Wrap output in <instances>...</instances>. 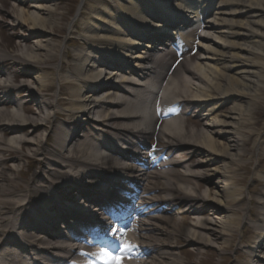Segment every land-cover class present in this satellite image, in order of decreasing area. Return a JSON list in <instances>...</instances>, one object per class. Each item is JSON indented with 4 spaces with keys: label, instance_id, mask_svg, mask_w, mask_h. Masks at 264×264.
<instances>
[{
    "label": "bare ground",
    "instance_id": "1",
    "mask_svg": "<svg viewBox=\"0 0 264 264\" xmlns=\"http://www.w3.org/2000/svg\"><path fill=\"white\" fill-rule=\"evenodd\" d=\"M55 1L15 0L5 4L9 11L0 8L14 20L7 27L25 31L0 39V264H16L28 249L33 264L69 258V237L58 230L59 222L70 218L62 226L67 231L94 222L92 204L117 196L122 201L120 194L132 187L152 193L136 199L148 213L157 212L142 222V244L153 247L149 260L138 264H192L174 251L179 241L195 256L202 248L233 247L246 258L231 264H264V188L256 199L246 197L237 177L252 137L258 159H264V137L252 128L258 124L254 116L264 117L256 104L264 92V0H111L112 7L98 1L88 5L83 20L81 0L66 29L83 25L79 38L86 46L72 52L65 73L62 46L50 37L57 25ZM204 13L207 18L198 21ZM195 29L201 31L198 52L183 54L174 66L171 47L178 49L180 40L173 35L194 36ZM193 39L181 41L185 50L184 41L189 45L185 53ZM52 58H59L52 80L59 74L64 79L49 101L51 81L34 72ZM18 77L24 79L14 83ZM60 96L69 101L63 109L57 106ZM26 101L35 107L31 114L22 113ZM153 102L167 116L161 124L150 114ZM59 113L67 119L54 125ZM85 119L91 128L78 134ZM150 139L158 148L140 152ZM160 154L165 161L156 165ZM24 157L38 161L29 177L18 168ZM12 160L17 164L4 167ZM258 175L264 180V171ZM244 200L255 209L254 232L231 245L244 221ZM25 226L47 231V238Z\"/></svg>",
    "mask_w": 264,
    "mask_h": 264
},
{
    "label": "rangeland",
    "instance_id": "2",
    "mask_svg": "<svg viewBox=\"0 0 264 264\" xmlns=\"http://www.w3.org/2000/svg\"><path fill=\"white\" fill-rule=\"evenodd\" d=\"M84 1L85 3L83 6V10L79 11L81 14H78V11H77L79 5L81 4V0H56L54 2L57 9H56L55 14L53 15V19L57 21V25L52 30L53 32L50 34V37L52 38V41L57 42L60 47L62 46L60 48V54L62 56L61 58L63 62H62V68H61L60 73H65L66 68H67V63L71 61L72 59V52L75 49L81 50L82 48L86 46V44L79 38V34L83 30V25L76 26V28L70 31V33L67 32V29H66L67 25L71 23L75 14L77 13L78 17L82 18L83 20L84 17L85 18L88 17V13H87L88 5H93L95 4V2H98V1L104 3L108 7L113 6L111 3V0H84ZM7 3L15 4V0L14 1L0 0V8L2 10H5V12L9 11L5 9V4ZM115 11L118 12V10L116 9ZM7 22H12L13 24L14 20H12L11 16H7V15H4V13H0V39L3 38L5 40H8L10 39V36L13 33H16V37H19V36L23 37V35L21 34L25 33V31L19 28H14V29L9 28L6 25ZM14 41L11 40L12 43H14ZM28 44H31V41H29ZM58 59L59 58H56V59L52 58L50 60H47V62L44 64V67L41 70H37L36 72H34L35 67H25V70L28 72H34V74L42 73V74H45L49 78L48 80L51 81V85H50V88L48 89L47 98H46L49 101L55 99L53 95L56 91L57 83H59V80L64 79L62 78V74H59L60 76H58L57 78L58 81L54 82L52 80V76L55 75V72H56L55 65H58V62H57ZM19 67L21 66H16L14 68L15 72L20 73L21 68ZM21 79H24V78L23 77L16 78L15 79L16 82L14 83L19 82ZM22 95L23 93H17V92L14 93V97L19 100L23 99ZM22 103H23L21 107L22 113L28 114L30 112L29 114H31L35 110V107L32 102L26 101ZM256 104H257V109H259L264 114V92L261 94L260 98L257 99ZM68 105H69V101L60 96V100L57 103V106L59 107V109H63L67 107ZM9 107L11 108L12 106L10 105ZM258 118L259 117L257 116L256 118L255 116L252 118V120L254 121L258 120V124L256 126H253L252 128L256 129L257 131H260L264 137V126L261 124L262 121L264 120L263 119L264 117L259 118V119ZM53 119H54L53 124L57 125V124H60L64 119H67V117L63 115V113H59L55 117H53ZM83 119L84 118H82V121ZM82 121H81V128L80 130H78V134H82V133L84 134L87 132V128L90 129L89 124H87L89 120L85 119L84 122ZM46 139L48 140L47 143H50L52 136L48 134ZM253 145H254V137L250 139V143H249L248 150H247L248 152L244 155L241 161L242 163L240 165V169L237 170V173H238L237 177L239 178L240 176L242 178L240 185H243L242 187H243L244 195L246 194L245 195L246 197L251 196L253 197V199H256L257 194L264 188V180L257 177L259 176L258 174H261V172L264 171V159H261V160L258 159L257 151L253 149ZM26 150H27L26 146L22 147V151H26ZM37 162H38L37 160L31 161L30 158L24 157L19 162L18 168L20 169L22 174H24L25 177H29L32 174V172L35 169H37L38 167ZM11 164H17V162L14 160L9 161L5 164L4 167H7ZM215 180L216 179L212 180V184ZM209 185L211 186V184ZM243 207L246 208V211L244 212V221L237 228L238 231L234 234V237L231 240V245H240L241 243H244L247 239L245 236L248 234V230H251V235L254 232L249 226L251 225V222H252L249 216L251 213L254 212L255 209L253 208V205L249 204L246 200L243 201ZM249 208L251 209L249 210ZM177 245H178L177 249L174 250L176 252L177 250H179L180 252L186 248L188 249L187 251H184L182 254L179 255L180 259L182 261L191 260L192 264H231L233 261L237 259L243 260L246 258V254L243 253V251L238 249L235 252L233 247H230L227 250H222L220 252L213 247L202 248L200 255L195 256L191 250V247H188L184 242L179 241Z\"/></svg>",
    "mask_w": 264,
    "mask_h": 264
},
{
    "label": "snow or ice",
    "instance_id": "3",
    "mask_svg": "<svg viewBox=\"0 0 264 264\" xmlns=\"http://www.w3.org/2000/svg\"><path fill=\"white\" fill-rule=\"evenodd\" d=\"M123 235H125V232L122 229H111L109 236L114 237L115 239L110 250H101L96 254L99 260V264H121V260L123 259L125 254L134 255V253H132V248H134L135 246H130L126 241H122L120 237H122ZM81 255L86 254L82 253ZM89 264H91V261L89 262Z\"/></svg>",
    "mask_w": 264,
    "mask_h": 264
}]
</instances>
